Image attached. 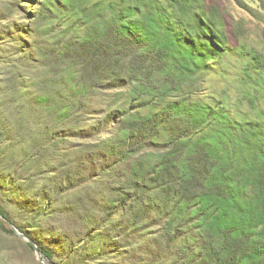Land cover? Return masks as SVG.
<instances>
[{
    "label": "trees",
    "instance_id": "obj_1",
    "mask_svg": "<svg viewBox=\"0 0 264 264\" xmlns=\"http://www.w3.org/2000/svg\"><path fill=\"white\" fill-rule=\"evenodd\" d=\"M233 34L208 0H0V230L39 264L9 222L58 264H264V43Z\"/></svg>",
    "mask_w": 264,
    "mask_h": 264
},
{
    "label": "rangeland",
    "instance_id": "obj_2",
    "mask_svg": "<svg viewBox=\"0 0 264 264\" xmlns=\"http://www.w3.org/2000/svg\"><path fill=\"white\" fill-rule=\"evenodd\" d=\"M208 2L217 5L223 11L228 30L233 37L235 30L240 37L248 39L252 43H264V10L262 9L264 0H208ZM19 236L23 238L21 235ZM23 249L25 248L20 243L19 237L0 230V264H39L29 256L26 257L23 254ZM36 258L41 260L37 252ZM41 261L43 264H48ZM51 264L58 263L51 262Z\"/></svg>",
    "mask_w": 264,
    "mask_h": 264
},
{
    "label": "water",
    "instance_id": "obj_3",
    "mask_svg": "<svg viewBox=\"0 0 264 264\" xmlns=\"http://www.w3.org/2000/svg\"><path fill=\"white\" fill-rule=\"evenodd\" d=\"M9 223H10L11 227L13 228V230H15L19 235H21L23 238L32 242L35 245L36 252H37V254L41 260H43L44 262H47L48 264H51V262H49V260L44 257L42 251L40 249H38L37 244L32 239H30L26 234H24L16 225H14L11 222H9Z\"/></svg>",
    "mask_w": 264,
    "mask_h": 264
}]
</instances>
